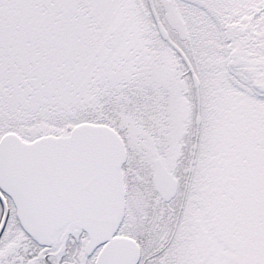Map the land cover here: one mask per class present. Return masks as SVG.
I'll list each match as a JSON object with an SVG mask.
<instances>
[{"label": "snow or ice", "instance_id": "snow-or-ice-1", "mask_svg": "<svg viewBox=\"0 0 264 264\" xmlns=\"http://www.w3.org/2000/svg\"><path fill=\"white\" fill-rule=\"evenodd\" d=\"M0 264H264V0H0Z\"/></svg>", "mask_w": 264, "mask_h": 264}]
</instances>
